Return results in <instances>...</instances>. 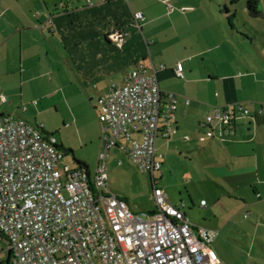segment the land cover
<instances>
[{"label": "crops", "instance_id": "0c3cea01", "mask_svg": "<svg viewBox=\"0 0 264 264\" xmlns=\"http://www.w3.org/2000/svg\"><path fill=\"white\" fill-rule=\"evenodd\" d=\"M8 1L6 5L0 0V92L7 95L0 102V114L20 116L8 104L13 98L29 99L32 82L48 74L53 88L42 93L37 88L43 98L60 92L72 111L74 98H80L97 117V99L111 84L122 85L126 73L142 63L147 73H155L162 92H173L177 101V132L160 139L181 143L188 136L192 148L186 143L187 152L206 150L198 142L203 133L200 123L214 106L240 104L248 109V115H237L231 126L213 121V135L203 142L217 154L222 151L221 162L210 165L228 167L234 195L249 186L258 199L253 204L264 205V69L240 63L249 68L241 72L244 68L230 61L217 41L223 27L215 18L210 20L214 17L210 5L204 7L197 0ZM138 11L144 18L136 22ZM226 26L232 37L238 28L230 31ZM110 29L125 33L120 46L106 37ZM49 50L59 58L54 56L56 63L45 66L41 59H48ZM178 61L183 78L174 73ZM53 73L61 86H55ZM0 248V264H6L8 252L1 235Z\"/></svg>", "mask_w": 264, "mask_h": 264}, {"label": "built area", "instance_id": "2783aa9c", "mask_svg": "<svg viewBox=\"0 0 264 264\" xmlns=\"http://www.w3.org/2000/svg\"><path fill=\"white\" fill-rule=\"evenodd\" d=\"M143 18L140 11L134 14L136 22ZM106 37L120 46L125 33L110 29ZM174 73L183 78L181 62ZM5 101L1 93L0 102ZM176 108L174 93L162 92L155 73H147L142 63L126 73L122 85L111 84L95 108L100 138L93 177L77 166L59 167L64 154L41 125L0 114V235L6 264H222L212 246L217 231L192 224L184 203H171L164 188L153 185L155 209L141 214L109 189L113 150L119 155L116 165L123 156L154 184L162 167L156 141L177 132ZM237 115H248V109L214 106L200 123L198 140L213 135V121L231 126Z\"/></svg>", "mask_w": 264, "mask_h": 264}, {"label": "rangeland", "instance_id": "374dc122", "mask_svg": "<svg viewBox=\"0 0 264 264\" xmlns=\"http://www.w3.org/2000/svg\"><path fill=\"white\" fill-rule=\"evenodd\" d=\"M197 1L204 7L210 5L214 14L210 20L213 21L215 18L221 23L223 28L222 32L216 34L217 41L219 38L221 50L226 51L230 61L241 66L240 63L244 65L250 63L253 68L257 66L264 69V18L249 17L245 11L246 0H238L233 5L229 0ZM2 2L7 5L9 1ZM224 6L234 13L232 19L240 34L235 33L232 37L227 34L222 13ZM260 8L264 9L262 0ZM56 55L49 50L48 59L46 57L41 59L42 64L46 66L52 61L54 62L51 64L56 63L57 59H54V56L59 58ZM247 69L249 68L245 66L241 72ZM35 72L32 73L33 76L36 75ZM38 73L41 72L38 70ZM62 73L67 75L64 70ZM51 77L56 83L55 86H61L55 73ZM46 83L49 89L46 88ZM37 88L41 93L53 88L48 74L43 79L32 82L31 88L27 91L31 96L29 99L20 101L13 98L8 106L20 116L12 117H20L33 126L41 125L46 132L55 136L59 145L72 150V154H64L59 167L62 164H69L74 168L76 166L74 156L86 163L93 177L100 138V123L93 113L94 110L89 109L80 98H77L78 101L74 98L72 111L71 105L67 101L63 102L62 97L60 99V92L43 98ZM33 101L36 105L31 103ZM86 102L89 106L87 99ZM16 106L18 109H14ZM23 106L26 110L20 112ZM227 137L229 136L225 138ZM183 138L181 143L174 139L168 142L157 139L156 148L163 164L161 174L160 172L154 174V184L150 174L140 172L125 157L122 156L121 165H116L119 155L117 150H113L108 159L109 189L124 198L134 213L141 214L155 209L153 185L164 188L171 203L177 205H180V201L184 203L188 220L192 224L205 225L217 231L212 246L220 256L222 264H264V205L253 204L258 199L249 186L234 195L231 191L234 190L232 182L227 177L228 167L224 164L210 165L221 162L222 151L217 154V150L207 149L209 147L207 143L197 140L201 146L206 147V150L193 149L187 152L184 150L186 143L191 148L192 143ZM201 199L205 201L204 206H200Z\"/></svg>", "mask_w": 264, "mask_h": 264}, {"label": "trees", "instance_id": "16d2710c", "mask_svg": "<svg viewBox=\"0 0 264 264\" xmlns=\"http://www.w3.org/2000/svg\"><path fill=\"white\" fill-rule=\"evenodd\" d=\"M237 1L238 0H229L231 5L235 4ZM260 3H261V0H246V7H245L246 8V10H245L246 14L251 18H264V9L262 10L260 8ZM262 4L264 7V0H262ZM222 13L224 14V20H225V23L228 27V30H230V31L234 30L235 25H234V22L232 19L234 17V13H231L225 6L222 10ZM234 32H236V31H234ZM236 33L240 34L238 32H236ZM241 35H243V34H241ZM58 148L61 151H63V154H68V153L72 154V150L70 148H68V149L64 148L61 144L60 145L58 144ZM73 159L76 162V166L78 168L86 170L87 172H89V168L85 162L76 159L74 156H73Z\"/></svg>", "mask_w": 264, "mask_h": 264}]
</instances>
